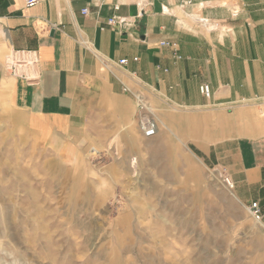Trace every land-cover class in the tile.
Listing matches in <instances>:
<instances>
[{"label": "crops", "instance_id": "0c3cea01", "mask_svg": "<svg viewBox=\"0 0 264 264\" xmlns=\"http://www.w3.org/2000/svg\"><path fill=\"white\" fill-rule=\"evenodd\" d=\"M14 53L36 56V84L7 71ZM124 87L151 107L222 109L224 138L204 159L264 213V0H0V131L17 145L130 128Z\"/></svg>", "mask_w": 264, "mask_h": 264}, {"label": "rangeland", "instance_id": "374dc122", "mask_svg": "<svg viewBox=\"0 0 264 264\" xmlns=\"http://www.w3.org/2000/svg\"><path fill=\"white\" fill-rule=\"evenodd\" d=\"M152 112V136L136 118L37 146L0 131V264H264L262 209L201 150L224 138L223 110Z\"/></svg>", "mask_w": 264, "mask_h": 264}, {"label": "built area", "instance_id": "2783aa9c", "mask_svg": "<svg viewBox=\"0 0 264 264\" xmlns=\"http://www.w3.org/2000/svg\"><path fill=\"white\" fill-rule=\"evenodd\" d=\"M40 0H25V5L27 8H33L35 7ZM85 13L88 12V10L84 11ZM237 12L233 14V16H236ZM115 21L110 20V24H113ZM163 45H169V43H163ZM180 57L178 56V59ZM137 60V59H135ZM121 66H125L128 64V60L124 59L119 62ZM37 65V58L35 55H27V53H14L12 54L6 61V68L10 71L11 75L16 78H21L26 80L31 85H34L37 83L38 78L36 75H34V68ZM107 67V66H106ZM125 93H130L135 102L137 107V116H136V122L138 125L139 130L144 134L145 136H152L154 135L158 129V121L155 118L152 107L150 105L149 100L147 97L138 91H132L128 87H124ZM200 92L205 97H210L211 95V89L208 85H203L200 87ZM228 183L231 186V188H234V183L231 182L230 179H228ZM249 210L251 215L255 219H262V211L260 204L258 202H253L249 206Z\"/></svg>", "mask_w": 264, "mask_h": 264}]
</instances>
